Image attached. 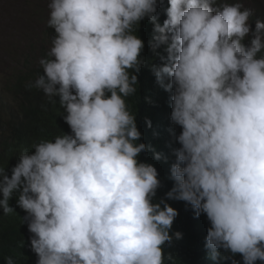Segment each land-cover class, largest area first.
I'll list each match as a JSON object with an SVG mask.
<instances>
[{
  "label": "clouds",
  "instance_id": "obj_1",
  "mask_svg": "<svg viewBox=\"0 0 264 264\" xmlns=\"http://www.w3.org/2000/svg\"><path fill=\"white\" fill-rule=\"evenodd\" d=\"M168 4L161 25L159 0H49L51 47L26 88L58 102L71 131L39 138L10 175L0 167V209L14 213L15 197L27 213L36 264H176L165 246L182 233H171L179 213L167 200L206 215L213 264H264V20L253 32L252 10L239 2ZM145 18L153 48L166 45V62L152 71L181 129L174 184L159 200L128 103L145 63Z\"/></svg>",
  "mask_w": 264,
  "mask_h": 264
},
{
  "label": "trees",
  "instance_id": "obj_2",
  "mask_svg": "<svg viewBox=\"0 0 264 264\" xmlns=\"http://www.w3.org/2000/svg\"><path fill=\"white\" fill-rule=\"evenodd\" d=\"M238 2L243 4L242 0H218V3ZM168 7V0H159L156 15L157 22L161 25L167 19ZM244 7L252 10L250 25L254 32L256 20H264V13L253 6ZM153 30L154 25L147 18L140 22L137 34L145 44L141 54L145 63L138 73L137 94L129 97L128 103L131 110L136 112V124L142 133L139 142L149 146L148 150L140 154L139 160L152 164L158 171L161 187L157 190L156 199L159 200L165 198L174 184L170 168L176 159L174 149L180 147L174 138L181 129L170 119L172 93L166 92L157 83L152 71L154 65L162 66L167 60L166 45L153 48ZM250 39L251 35L246 38L245 43ZM39 60V57L27 55L21 67L9 73L5 89L0 90V167L6 168L9 175L11 168L18 162L20 153L25 149L31 151L32 144L39 138L52 139L62 131H71L61 116L63 109L58 102L55 106L48 104L42 90L26 88L28 82H34L43 72ZM168 82L166 77L165 83ZM42 105H46V110ZM154 152L159 153L161 158L156 159ZM166 202L179 213L173 222L171 233L180 232L182 238H173L171 244L165 246V252L172 254L176 264H213L205 248L207 229L210 227L206 215L197 217L194 209L183 201ZM10 206L15 212L9 215H5L0 209V264H5V257L8 256L17 260V264H36L37 256L30 246L33 234L29 232L27 220L24 219L27 213L16 205L15 197L10 201ZM235 259L240 260L241 257L237 255Z\"/></svg>",
  "mask_w": 264,
  "mask_h": 264
},
{
  "label": "rangeland",
  "instance_id": "obj_3",
  "mask_svg": "<svg viewBox=\"0 0 264 264\" xmlns=\"http://www.w3.org/2000/svg\"><path fill=\"white\" fill-rule=\"evenodd\" d=\"M4 1V2H3ZM264 13V0H242ZM0 90L24 58H42L51 47L54 30L47 27L49 0H0ZM2 23V24H1Z\"/></svg>",
  "mask_w": 264,
  "mask_h": 264
},
{
  "label": "bare ground",
  "instance_id": "obj_4",
  "mask_svg": "<svg viewBox=\"0 0 264 264\" xmlns=\"http://www.w3.org/2000/svg\"><path fill=\"white\" fill-rule=\"evenodd\" d=\"M4 2V1H3ZM1 4V3H0ZM2 24V23H1Z\"/></svg>",
  "mask_w": 264,
  "mask_h": 264
}]
</instances>
